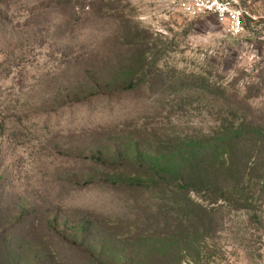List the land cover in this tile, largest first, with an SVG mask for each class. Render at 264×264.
<instances>
[{
    "label": "rangeland",
    "instance_id": "rangeland-1",
    "mask_svg": "<svg viewBox=\"0 0 264 264\" xmlns=\"http://www.w3.org/2000/svg\"><path fill=\"white\" fill-rule=\"evenodd\" d=\"M182 1L0 0V239L23 256L264 264V172L181 193L132 168L252 164L231 144L264 132V0Z\"/></svg>",
    "mask_w": 264,
    "mask_h": 264
},
{
    "label": "trees",
    "instance_id": "trees-1",
    "mask_svg": "<svg viewBox=\"0 0 264 264\" xmlns=\"http://www.w3.org/2000/svg\"><path fill=\"white\" fill-rule=\"evenodd\" d=\"M231 140L237 141V138L233 137ZM240 140L241 141H237L235 144H231V147L235 149L236 145L239 147L242 142H244L245 145H249V149L252 152L250 156H254V162L252 164H249L248 160L246 161L244 158L238 156L239 158H237V160L235 159L237 161L235 165L232 163V165L227 167L224 171H221V168L214 167V165L218 163L211 159L214 158L211 153L193 149L189 155H183L181 157V162L176 166H172L169 171H166V174H162L159 170L151 168L144 160H138L136 162L137 165H133L132 168H135V172L138 173L139 176L143 174V176L150 179L154 186L157 187L162 184L176 185L181 193H185L199 185L216 184L221 187L225 184L233 185L234 182L240 183L245 175H252L254 173L260 174L262 177L264 165L258 161L259 156L263 154L262 151H264V132L258 133V136L255 134H247L246 137H242ZM232 156L234 157V155ZM167 176H169V179L165 178ZM114 185L119 186L115 183H109L111 187ZM130 185L134 186L133 184ZM78 249L81 251L84 258L87 257V261L84 264H100L97 260H88V255L91 250H82L79 246ZM163 252L164 255H162L159 260H155L156 262L148 258L137 260V262L131 260L124 264H172L171 257L169 253H167L169 251ZM23 255V248H18L12 240L0 239V264H56L51 263L49 259L40 260L43 257L40 258L39 254H36L37 256H33L32 258Z\"/></svg>",
    "mask_w": 264,
    "mask_h": 264
},
{
    "label": "built area",
    "instance_id": "built-area-1",
    "mask_svg": "<svg viewBox=\"0 0 264 264\" xmlns=\"http://www.w3.org/2000/svg\"><path fill=\"white\" fill-rule=\"evenodd\" d=\"M182 9L190 15H199L200 13H206L210 11L217 12L220 15L225 14L228 11L226 2L219 0H184L181 3ZM242 14L238 12L235 16L237 25L239 27V20Z\"/></svg>",
    "mask_w": 264,
    "mask_h": 264
}]
</instances>
